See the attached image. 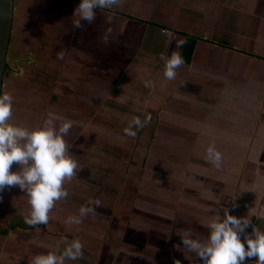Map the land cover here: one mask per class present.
<instances>
[{"label": "crops", "instance_id": "0c3cea01", "mask_svg": "<svg viewBox=\"0 0 264 264\" xmlns=\"http://www.w3.org/2000/svg\"><path fill=\"white\" fill-rule=\"evenodd\" d=\"M19 1L22 5L27 0ZM32 1L34 4L29 8L37 15L33 21L41 17V12L47 10L45 5L51 1L72 7L66 24L70 30L62 27L64 22L59 23L73 41H68L71 53L68 59V55L61 57L53 93L57 95L63 90L68 93L65 85L69 78H78L93 88L95 76L90 77L87 70H94L104 81L97 89L110 95L100 110L134 112V116L117 118L118 125L123 122L126 125V121L139 117L143 127L151 129L150 146H147L149 138L143 134L118 140L129 142L130 148L134 146L131 149L133 156L136 152L135 157L143 152L149 154L153 166L150 172L144 170L145 175L148 172L157 178L160 175L162 182L150 186L143 183L135 191L137 198L133 206H141V212L135 207V215L145 213L146 218L157 211L166 212L169 243L165 251L157 254L144 246L138 251L133 249L134 264H154L155 259H166L161 264H203L182 242L173 240V236L190 229L205 238L207 223L214 215L212 210L223 214L228 209L233 215L244 216L250 221L247 233H251L252 226L264 231V0H116L110 9H97L95 19L91 23L81 21L80 27L74 24L78 19L74 9L79 0ZM16 3L15 0V12ZM173 37L185 40L182 47L176 48ZM173 51L180 52L184 63L176 69V77L168 80L163 75L161 55L167 56ZM12 54L10 41L6 70ZM61 80L65 81L63 87ZM145 81H151L152 86L146 87ZM90 103L89 106H95L94 100ZM143 115L149 119L145 121ZM103 135L97 144L105 143V131ZM66 139L69 144L79 142L70 141L68 135ZM92 141L96 143L95 138ZM209 144H214L222 154L219 167L206 159ZM85 153L86 158L90 153V161L97 162L101 169H108L109 161L95 157L94 149L93 152L87 149ZM73 156L77 160L80 153ZM101 159L103 167L99 163ZM77 161L76 175L83 171L82 161ZM128 165H124L125 172L118 171V174L130 175ZM88 166L85 173L95 179L97 170L92 164ZM82 183V197L86 198L89 185L87 181ZM178 190L182 193L181 199L176 198L180 194ZM61 200L54 205H61ZM73 203L78 205V201ZM106 206L109 210L110 204ZM100 207L105 211L101 203ZM113 209L115 217L119 216L113 218L116 222L132 216L119 215V206ZM90 215L84 217L88 226L87 221L92 220ZM148 228L142 223L137 232ZM157 233L153 231L150 236ZM73 238L79 236L76 234ZM143 240L152 242L150 237ZM169 245L174 248L173 252ZM4 250L0 253V264H11L14 255ZM115 251L125 253L123 249ZM28 253L34 252L31 249ZM28 253L22 254V259L30 261ZM150 255L159 256L148 258ZM256 259L246 257L243 264H255ZM27 261L17 262L30 264Z\"/></svg>", "mask_w": 264, "mask_h": 264}, {"label": "rangeland", "instance_id": "374dc122", "mask_svg": "<svg viewBox=\"0 0 264 264\" xmlns=\"http://www.w3.org/2000/svg\"><path fill=\"white\" fill-rule=\"evenodd\" d=\"M16 1L17 7L11 34L13 54L10 56L11 61L9 60L3 83V91L9 92L14 98L10 121L24 127L33 128L40 125L49 113H54L58 122L70 119L73 123L71 132L68 133L69 139L70 141H75V139L79 141L71 143L73 145L70 144L71 154L77 155L80 153L78 159L82 161L81 169L83 171L78 175L75 173L73 177L65 181L63 186L67 189L68 195L62 198L61 205H54L50 210L46 225L31 226L24 222V217L30 213L31 209L26 191L23 192L18 186H11L0 192V253L2 249H5L14 255V257L11 256L13 257L11 264H18L17 261L26 263L27 259H22V254L26 256L25 254L32 249L34 253H28V258L31 261L32 257L39 253H46L50 250L62 251L71 242L72 236L76 234L83 244L82 255L76 260L66 259L65 264L71 262L76 264V261L78 264H134L132 257H135V251L133 249L138 251L143 246L148 247L150 251L156 252V254L162 253L167 248L165 245L169 243V237L166 235V232H169L166 223V212L164 214L157 211L152 217L148 216L146 218L147 215H143L145 213H140L139 216L135 215V207L137 206H133L134 198H137L135 191L139 190L143 183L144 186L160 183V175L158 173L159 178H157V175L149 174L152 170L151 166H153L149 154L143 152L140 156L135 157L136 152L133 156V150L131 149L134 146L130 148L131 144L118 140L122 137L128 139V135L124 133L123 129L131 120L126 121V125L125 122L118 125L117 118H127V115L134 116V112L100 110L102 106H105L106 99L110 95L102 94L97 89V86H100L104 81L96 73H93L94 70L93 72L87 70L90 77L95 76L93 88L88 87V83H81L78 78H69L70 80H66L68 82L66 85L64 84L65 81L61 80L62 87L65 85L68 93L63 90L62 93L54 94L53 89L57 79L55 77L60 72L61 57L63 59L65 55H68V59L71 54L68 44L73 40L65 29L70 30L66 24L68 22L67 13H70L72 7L64 6L63 2L61 4L58 1H51L50 5H45L47 10L41 12V17L33 21L32 18L37 16L29 8L33 1L30 0L29 3V0H25L26 3L23 1L22 5L19 0ZM43 4H45V1ZM59 23L65 29H62ZM95 68L98 69V67ZM110 78L111 76L108 75L106 79L109 80ZM59 85L60 89L61 84ZM92 100L95 102L94 107L88 105ZM130 100L134 102L133 97H130ZM59 102L62 105H58ZM143 116L146 117V115ZM142 129L140 132H138V129L136 135L143 134L148 137L149 141L146 145L150 146V138L153 137L151 129L148 126H144ZM104 131L107 134L106 138L103 139L105 143L97 144L99 142L97 139H100L101 136L104 137ZM93 138H95V144H93ZM139 145H143L141 139ZM87 149L92 152L94 149L95 157L107 159L109 161L108 169H101L97 162L90 161V153L86 158L85 151ZM102 161L103 159L99 160V163L103 167ZM129 162H132L131 166ZM87 163L89 166L92 164L91 167L97 170L95 179L91 174L85 173ZM125 164H129L127 172L131 171V174H121L119 179L118 171L125 172ZM17 167L18 165L14 162L11 170H16ZM145 169H148V175L143 173ZM75 171L77 172V169ZM162 172H165V170ZM128 179L131 180L132 184L128 183ZM109 180L114 182L116 186H111ZM82 181H87L89 185L88 192L90 193L87 194L86 198L82 197ZM180 187L182 188V185H177V188ZM178 192L180 194L176 198L181 199L182 193L179 190ZM95 197H100L105 211L100 205L96 206L95 212L90 215L92 220L87 221L89 226L84 221L85 216L81 218L78 224L66 222L69 216L79 215V208L82 205H87L89 200ZM167 198H170V196L165 199ZM76 201H78V205L73 203ZM108 204H110L109 210L106 206ZM113 206H119L118 210L121 211L118 213L119 215L127 216L131 214L132 216L124 219L123 222H116L114 219L119 218V216L115 217ZM140 208L142 207L138 206L137 210L140 211ZM110 213H112V218L109 217ZM142 223H146L149 228L138 233V227L141 229ZM19 225L20 227H18ZM120 230L125 231L122 233ZM153 231L159 233L150 236ZM179 234L180 232L175 234L173 240L182 242ZM149 237L152 238V242L147 240L149 243H144L143 239ZM169 248L173 252L174 248L171 246ZM119 249H123L125 253L119 254L115 251ZM153 256L158 257L159 255H150L148 258ZM121 258L124 261H120ZM163 258L165 259L166 256L163 255ZM30 261H27V263H30ZM153 263H166V259L165 261L155 259Z\"/></svg>", "mask_w": 264, "mask_h": 264}, {"label": "clouds", "instance_id": "9594fccd", "mask_svg": "<svg viewBox=\"0 0 264 264\" xmlns=\"http://www.w3.org/2000/svg\"><path fill=\"white\" fill-rule=\"evenodd\" d=\"M115 4L116 0H79L74 9V13H78L75 26L80 27L81 21L91 23L97 9H110ZM104 39H108L107 33ZM173 39L177 49L185 43L183 38ZM161 59L164 61V77L174 79L176 69L184 63L183 56L179 51H173L167 56L162 54ZM144 83L146 87L152 86L151 81ZM13 107V96L0 90V192L11 186L26 191L31 209L24 222L31 226L46 225L55 202L68 195L63 185L75 175L78 166L66 139L73 122L70 119L58 122L56 115L49 113L40 125L28 128L10 121ZM147 119L148 116L145 121ZM141 127V119L134 117L123 131L135 136ZM205 152L206 159L219 167L222 154L215 145L209 144ZM14 162L18 167L11 170ZM100 203L98 198L90 199L87 205L79 208V215L69 216L66 222L80 223L81 218L94 213ZM212 211L214 215L207 223V236L201 238L188 229L179 234L183 246L195 253L203 264H243L246 257L254 256L257 257L255 264H264V231L252 226L251 233H247L245 230L250 221L244 216L233 215L228 209L223 210V214ZM82 249L80 239L73 238L62 251L50 250L34 255L30 264H65L66 259H78Z\"/></svg>", "mask_w": 264, "mask_h": 264}, {"label": "water", "instance_id": "95a60500", "mask_svg": "<svg viewBox=\"0 0 264 264\" xmlns=\"http://www.w3.org/2000/svg\"><path fill=\"white\" fill-rule=\"evenodd\" d=\"M15 0H0V90H3L7 55L13 31Z\"/></svg>", "mask_w": 264, "mask_h": 264}, {"label": "trees", "instance_id": "16d2710c", "mask_svg": "<svg viewBox=\"0 0 264 264\" xmlns=\"http://www.w3.org/2000/svg\"><path fill=\"white\" fill-rule=\"evenodd\" d=\"M128 143H129V142H128ZM129 144H130V143H129ZM113 174L115 175V173H113ZM114 175H113V176H114ZM118 175H119L118 177H119V179H120L121 174H118ZM106 180H107V178H106ZM99 182H100V181H99ZM101 183H102V182H101ZM105 183H106V181H105ZM109 183L111 184V186H116V184H115L114 182L110 181V180H109ZM116 183H117V182H116ZM102 184H103V183H102ZM103 185H104V184H103ZM103 187H104V186H103Z\"/></svg>", "mask_w": 264, "mask_h": 264}]
</instances>
